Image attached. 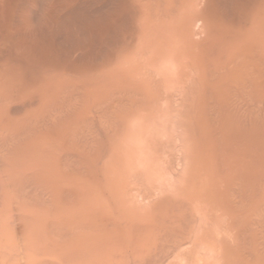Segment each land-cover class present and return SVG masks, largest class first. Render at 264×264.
<instances>
[{
  "label": "bare ground",
  "instance_id": "1",
  "mask_svg": "<svg viewBox=\"0 0 264 264\" xmlns=\"http://www.w3.org/2000/svg\"><path fill=\"white\" fill-rule=\"evenodd\" d=\"M0 264H264V0H0Z\"/></svg>",
  "mask_w": 264,
  "mask_h": 264
}]
</instances>
